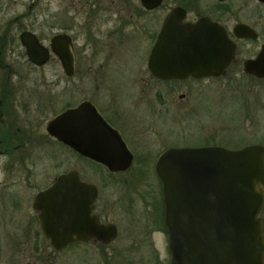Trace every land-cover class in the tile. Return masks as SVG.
<instances>
[{
    "label": "flooded vegetation",
    "instance_id": "flooded-vegetation-1",
    "mask_svg": "<svg viewBox=\"0 0 264 264\" xmlns=\"http://www.w3.org/2000/svg\"><path fill=\"white\" fill-rule=\"evenodd\" d=\"M49 2L44 34L32 30V3L20 13H8L9 6L0 4V264H125L105 254L125 250V228L126 233L134 230L143 247L151 250L156 232L167 236L155 162L169 147H181L166 143V134L157 128L160 148L151 149L160 152L150 169L155 182L138 177L140 171H147L145 167L137 169L136 179L128 178L136 162L132 151L145 148L140 140L146 138L152 121L146 113L140 123L129 121L127 115L144 106L149 108L148 116L150 108L157 118L159 113L179 116L182 103L189 115L193 96L210 85L238 94L263 88L264 77L246 71L245 63L257 58L264 45V0H59L57 12L48 7ZM172 14L171 26L203 19L223 28L234 50L220 74L161 77L151 71L152 49ZM22 31L34 33L46 50L42 64L30 60L20 40ZM57 35L61 38L55 39ZM65 47L72 56L70 74L56 52ZM120 50L125 51L124 61L116 59ZM114 62L125 71V86L115 85L109 77ZM40 71L44 78L56 76L54 83L26 84ZM254 82H261L258 89L253 90ZM247 105L242 107L241 122L264 123V101ZM72 110L78 111L63 118L61 138L49 131L50 122ZM99 122L131 155L126 169L113 170L91 155L90 151H97L96 136L101 133L106 138ZM201 122L204 129L207 118ZM153 125L157 126L155 119ZM248 145L252 143L235 149ZM69 173L78 179L59 180ZM51 188L50 196L39 197ZM139 210L150 212L142 220L138 215L125 223L126 214ZM82 215L113 227L114 234L103 239L76 237L83 230ZM259 216L264 227V200ZM89 251L102 258L82 254Z\"/></svg>",
    "mask_w": 264,
    "mask_h": 264
},
{
    "label": "water",
    "instance_id": "water-1",
    "mask_svg": "<svg viewBox=\"0 0 264 264\" xmlns=\"http://www.w3.org/2000/svg\"><path fill=\"white\" fill-rule=\"evenodd\" d=\"M173 16L167 19L152 49L151 71L161 77L220 74L234 50L223 28L203 19L171 26ZM170 37L175 40L170 42ZM58 38L61 35L55 36ZM20 40L31 61L39 65L46 61L47 52L34 33L22 31ZM56 52L70 74L72 56L68 48ZM245 70L264 77V45L257 58L245 63ZM76 111L55 118L49 131L61 138L63 118L73 117ZM98 126L106 138L101 133L96 136L97 151H90L91 155L113 170L129 167L131 155L124 144L101 122ZM155 173L162 185L169 264H264V227L259 216L264 200L262 145L240 149L219 145L169 147L158 156ZM69 179L78 177L69 173L59 178ZM52 188L39 197L50 196ZM85 211L82 209L83 215ZM83 215V230L76 237L103 239L114 234L113 227H103ZM44 221L49 226L46 217Z\"/></svg>",
    "mask_w": 264,
    "mask_h": 264
},
{
    "label": "rangeland",
    "instance_id": "rangeland-1",
    "mask_svg": "<svg viewBox=\"0 0 264 264\" xmlns=\"http://www.w3.org/2000/svg\"><path fill=\"white\" fill-rule=\"evenodd\" d=\"M58 2L59 0H51V5L49 2L48 7L50 6L52 11L57 12L60 8ZM30 3L33 4L32 11L34 17L32 30L38 34L47 33L48 29H44V11L46 10L47 0H0L2 6H9L8 13H12L13 11L20 13L21 11H24L26 6ZM116 59L124 61L125 51L120 50V53L116 55ZM118 65L117 62H114V64L110 66L111 70L109 77L115 85L121 84V86H125V71L118 68ZM45 71L47 72V68ZM42 73V71L35 72L34 75L30 76L32 77V81L27 80L26 84L37 86L47 83L48 81L49 83H54L56 76L45 74L44 78ZM207 83L209 82L206 81L205 84ZM254 83L253 90L258 89L261 82ZM222 91H226L227 93L220 92L211 85L202 91H197L192 98V110L189 115L186 113L187 107H185L186 105L184 103L179 107V116L176 113H172L171 115H163L162 113H159V117L157 118V113L153 112L151 114V108L150 115L148 116L147 113L149 108L146 107L147 109H145L144 106L131 111L127 115L129 121L140 123L138 121H140L144 113H146L147 118L149 117L152 121V125H147L145 131L147 136L145 135L146 138L140 140L142 143L144 142L143 147L145 148H143L142 151H132L133 154H135V166L127 175H125H129L128 178L136 179L137 177L135 174L137 173V169L145 167L147 171H140L138 177L143 176L144 179H149L153 183L155 182V176L150 169L153 168L152 165L156 160L157 154L160 152L151 149V147L160 148L157 143L159 139L156 132L157 128L162 129V133L166 134V143L168 142L172 146L194 147L201 145H221L235 149L249 143L264 144V131L262 132V130H264V123H259V121H257L252 125L250 119H247L245 122H241L240 120L241 110L244 104L252 106L255 102L264 101V87L260 90L254 91L253 94H238L236 91H230L229 89L228 91ZM172 101L173 103H177L176 99ZM203 118H207L208 121V125L204 122V129L201 122ZM154 119L158 127L153 125ZM258 119L260 121L263 120L261 116H259ZM204 131H206L208 135H204L202 133ZM166 143L164 145H166ZM133 147L136 149L134 145ZM143 153L144 155H142ZM149 212V210H139L137 214L134 212L130 213L129 217L126 214L125 223L130 221L133 216L135 217L138 215H140L139 219L142 220L148 216ZM127 218L130 220H127ZM134 221L136 222L135 219ZM125 227H127V225H125ZM137 230L138 228L135 229V231ZM126 232L127 229L125 228V250L107 251L105 254H108L109 257L115 259H123L125 264H157L158 261L163 263L169 261L167 236L164 232H156V234H154L152 240L154 250H151L147 245L143 247L141 236H137L134 230L131 232L128 231V233ZM144 242L146 243V240ZM82 254L87 256L86 258H91L94 255L102 258L97 252L89 251L82 252Z\"/></svg>",
    "mask_w": 264,
    "mask_h": 264
}]
</instances>
